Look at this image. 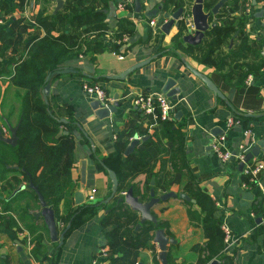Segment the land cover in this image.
Segmentation results:
<instances>
[{"label":"crops","instance_id":"0c3cea01","mask_svg":"<svg viewBox=\"0 0 264 264\" xmlns=\"http://www.w3.org/2000/svg\"><path fill=\"white\" fill-rule=\"evenodd\" d=\"M63 1L62 8L56 12V0H0V30H9L14 25L13 21L20 19L33 21L39 14L56 15L64 10L66 0ZM174 1L152 0L146 9L138 13L134 0L132 4L126 3V0H97L96 8L103 10V19L111 28L120 19H126L132 22L136 32L133 35L124 34V38L116 41L109 35L96 37L92 34L89 38L78 35L77 39L70 37V42L75 43V56L66 59L62 65L68 71L51 80L49 95L51 103L65 109L76 123L73 131L76 142L75 165L59 205L60 213L68 216L85 203L105 204L113 201L110 199L112 180L109 171L117 175L121 162L116 141L120 139L131 143L135 136L141 147L150 137L157 144L147 147L156 176L140 174L135 182L144 187L146 179L150 177L152 189L157 181L159 192L156 196L169 191L188 194L185 191L186 177L172 170L175 158L173 142L164 133L162 122L156 115H145L134 103L138 94L163 93L166 82L173 79L180 93L176 100L170 98L174 105L171 121L174 122V128L181 129L186 135V158L201 189L215 201V216L222 226L232 231V240L225 244L224 254L237 264H264V170L258 176L257 186L245 189L242 187L244 177L239 171L240 162L234 159L229 163H221L211 148L213 137L225 135V147L235 154L247 128L253 130L256 142L264 138V66L250 73L243 85H237L245 69L261 62L256 54L248 53L226 66L222 72L200 62L186 48L196 49L206 39V35L200 44L188 45L184 43L182 33L179 40L175 39L179 28L173 26L169 33H164L161 26L165 21H159L157 17L148 18L144 14L162 5L164 9L161 14L164 11L173 13L183 7L184 16L191 17L190 9L195 0ZM248 3L250 12L247 11V4L245 12L241 9L230 12L236 2L228 0L219 11L225 8L227 15L217 19L218 13L210 22L215 25H233L239 29L245 27L251 39L260 38L264 35V14L263 17L258 14L264 10V0H248ZM151 20L156 21L155 27L150 25ZM25 22L20 24L19 32L39 36L45 34L41 26H26ZM79 30L78 27L76 33ZM188 32H194V28L188 26ZM134 37L135 41L132 42ZM237 45L236 33L229 47L223 48L224 53ZM121 54L123 58H120ZM150 58H153L150 63L121 76L135 64ZM236 63L241 64L242 68H238ZM188 66L208 76L222 92L224 99L216 97ZM229 72H232V76L226 78L225 74ZM86 82L102 84L110 97V104L114 103V97L118 95L116 112H111L108 117H99L92 107L93 99L83 90ZM24 93L25 90L12 85L8 76L0 75V133L5 137L11 136L9 127L20 122L21 96ZM68 115L61 118L60 122L62 119L66 120L62 123L68 122ZM230 118L246 120L247 123L228 127L227 120ZM213 131L219 135L214 136ZM124 157H127L125 152ZM259 161L264 163V150L250 160L253 163ZM16 167L0 182V208L5 212L0 213V264H37L38 258L46 256L52 258L53 264H114L111 250L108 256H100L103 247L109 248L106 235L110 227L103 223L107 212L103 206L98 207L91 217L79 223L67 235L64 234L62 244L60 240L51 239L44 218H36L35 214L41 210L39 200L24 197L13 202L11 209L5 211V201L30 189ZM22 186L26 187L15 193ZM81 199L83 202L78 204ZM152 211L159 221L167 222L168 227L163 229L166 236L173 240L167 245V262L163 263L159 257L160 247L154 242V231L150 244L141 250L136 264H203L194 250L197 244L206 241L202 219L196 215L200 211L197 201L170 198L155 204ZM11 217L17 221V225L13 224ZM22 228L25 233L21 232ZM58 230L60 237L65 230L59 227ZM35 247L42 249L38 258L33 253Z\"/></svg>","mask_w":264,"mask_h":264},{"label":"trees","instance_id":"16d2710c","mask_svg":"<svg viewBox=\"0 0 264 264\" xmlns=\"http://www.w3.org/2000/svg\"><path fill=\"white\" fill-rule=\"evenodd\" d=\"M97 0H66L63 11L56 15L44 16L39 14L33 21L20 19L13 21L9 30H0V75L8 76L12 85L25 90L21 96L20 122L17 130V144L15 146L0 141V182L6 179L7 174L14 166H17L24 177L27 185L32 182L38 187L49 207L55 214L58 227L63 231L67 226L65 235L73 230L79 223L91 217L98 207L107 210L103 223L110 227L107 231V244L112 252L114 264H136L142 249L150 244L153 232L158 228H167V222L159 221L158 225L146 221L139 227L141 216L132 209L125 201H119L123 191L133 190L134 196L140 201L146 202L151 199L150 177L146 184L141 187L135 179L140 174L156 176L151 163V155L147 147L157 145L153 137H150L142 147L138 145L135 150L124 157V152L130 142L116 141L120 166L117 172L118 187L113 201L108 203H85L75 208L68 216L60 213L59 205L70 181L71 170L74 167L75 137L73 131L76 123L65 109L44 101L43 88L48 74L63 69L66 59L75 56V43L70 42V37L76 38L84 35L89 38L92 34L101 37L111 33L113 40L124 38V34L133 35L135 26L126 19H120L115 27H110L103 19V10L96 8ZM219 0H205L204 8L209 11ZM172 2H175L172 0ZM236 4L230 9H241L245 12L248 0H235ZM238 2V3H237ZM4 3L2 2L1 6ZM227 15L225 8L217 15V19ZM26 21V26H41L45 34L42 36L34 33L23 34L19 32L20 24ZM79 27L78 32L76 29ZM264 32V27H262ZM57 31V32H56ZM182 29L179 30L176 40L181 37ZM237 33L238 45L224 53V47H229L230 40ZM89 34V35H88ZM264 34V33H263ZM251 34L245 27L233 25H215L206 34V39L196 49L186 48V51L195 54L202 63L215 67L222 72L226 66L234 61L245 57L248 53L256 54L261 62L254 67L244 70L237 81V85H243L250 73L260 70L264 66L262 48L264 35L260 38L251 39ZM77 39V38H76ZM261 41V43H258ZM100 43V42H99ZM114 47L117 49L116 43ZM118 52V49L116 50ZM9 53H12L11 55ZM3 60H7L6 63ZM236 66L242 68L241 64ZM232 72L225 74L231 77ZM97 83V82H92ZM68 122H60L61 118ZM161 121V120H160ZM166 136L173 142L172 170L181 172L187 179L185 191L194 197L200 211L196 214L202 219V228L205 236L204 244H197L199 259L203 264H237L236 261L224 254L225 232L222 224L215 216L216 203L210 195L205 193L199 186L196 175L193 173L186 158V135L179 129L174 128L173 121H161ZM246 125V120H242ZM68 131V133H64ZM156 181L155 192H159ZM11 195V194H10ZM111 196V194H110ZM24 197L38 201V196L33 189L19 192L10 201H5L4 210L9 211L12 203ZM2 202L0 201V204ZM153 212V211H152ZM155 215V213L153 212ZM156 216V215H155ZM157 217V216H156ZM12 218V217H11ZM13 224L17 221L12 218ZM20 229V228H19ZM40 248H33L34 255L38 258ZM48 260L53 264L52 258L46 256L39 262Z\"/></svg>","mask_w":264,"mask_h":264},{"label":"water","instance_id":"95a60500","mask_svg":"<svg viewBox=\"0 0 264 264\" xmlns=\"http://www.w3.org/2000/svg\"><path fill=\"white\" fill-rule=\"evenodd\" d=\"M57 1V7H56V12L62 8L63 6V0H56ZM150 1L152 0H134V6L135 10L138 13H141L146 7L150 4ZM204 1L205 0H195L194 4L192 5L190 9V16H184V8L180 7L173 13H170L169 11H164L161 14V11L164 9L162 5H159L157 8H154L153 10H147L144 14L148 18L152 17H157L159 21H165L164 24L161 26V30L164 33H169L170 29L175 26L176 28L182 29V39L184 43L188 45H198L200 44L207 32L215 26L214 23H211L210 20L211 18L218 14L220 9L224 6V4L228 0H219L211 10L205 11L204 8ZM160 13V14H159ZM264 10H261L260 13L258 14L259 17H263ZM188 26H192L194 28V32H188ZM139 36V34H137ZM136 36V37H137ZM132 42L135 41V37L131 40ZM154 58V57H153ZM153 58H150L144 62L135 64L128 70H126L121 76H125L128 73L143 67L144 65L148 64L151 62ZM189 70L195 74L198 78H200L206 86L211 90L216 97H220L224 99V95L222 92L219 90V88L216 86V84L205 74L199 72L198 70L188 66ZM68 70L66 69H60L57 71H54L50 74L47 75L46 77V84L43 88V98L45 102H48V95L50 94L51 90V80L53 77H56L60 74L66 73ZM163 93L172 100L177 99V94L180 93V89L176 87V82L173 79H169L164 88H163ZM119 98L118 95L114 97V103L109 104L108 106H104L97 100H93L92 107L95 110L96 114L101 117H108L111 112H116L117 107L119 106V102L117 101ZM66 120L62 119L61 122H65ZM19 123L16 126H10V132L11 136L10 137H5L3 136L2 133H0V141L6 142L10 145L15 146L17 144V130H18ZM222 133V130L220 131ZM214 136H217L219 134H216L214 131L212 132ZM139 144V140L137 136L134 137V139L131 141L129 146L127 147L125 151V155L128 156L131 154L136 146ZM264 150V138L261 140H258L252 150L248 152L244 158L243 161L239 163V171L242 172L244 164L248 163L253 157L258 156L260 152ZM18 168V167H16ZM110 178L112 180V192L110 199H112L116 192H117V187H118V177L116 173L112 170L109 171ZM152 184L154 185L155 182L154 180L152 181ZM26 186H22L18 190H16L15 193L20 191L22 188H25ZM30 189H33L37 196L38 200L41 205V210L35 214L36 218L43 217L44 221L49 229L51 239L53 241H58L60 240L61 244L63 243V237L66 232V230L70 227V224L67 226L66 230L60 235L59 237V230H58V224L55 219V214L54 211L51 207L48 206L46 200L44 199L43 195L39 192V189L37 186H35L32 182H30L27 186ZM78 196V194H77ZM179 197L182 198L186 201H191V202H196V199L191 198L188 194L180 192H174V191H169L165 192L164 194L160 196H156L155 189H151V199L146 202L140 201L136 196H134L133 190L129 189L124 197H122L119 201H125L127 204L131 206L132 209L136 210L139 212L141 216V221L138 227L146 222L150 221L153 222L154 224L158 225L159 220L158 218L153 214L152 208L155 204L168 200L170 198H175ZM82 199L78 201V204L82 203ZM170 238L166 236V232L163 228H158L154 232V242H156L159 247H160V254L159 257L163 263H166L167 260V245L169 242H172ZM218 261H214L211 264H217Z\"/></svg>","mask_w":264,"mask_h":264},{"label":"built area","instance_id":"2783aa9c","mask_svg":"<svg viewBox=\"0 0 264 264\" xmlns=\"http://www.w3.org/2000/svg\"><path fill=\"white\" fill-rule=\"evenodd\" d=\"M133 0H126V3L132 4ZM247 11L250 12L249 3H247ZM2 22V21H0ZM150 25L156 26V21L151 20ZM107 36L111 37V33H107ZM120 58H123L122 54ZM250 81V80H249ZM83 90L85 94L93 100L99 101L104 106H108L110 102V97L105 89V87L100 83H89L86 82L83 84ZM134 103L137 108L141 110L145 115H156L161 121H171L173 119V109L174 105L169 97H167L162 92H148L145 94H138ZM242 124V120L236 118H230L227 120V126L231 127L233 125ZM226 140V136L222 135L219 137H213L211 142V148L213 152L218 157L221 163H229L232 160H237L241 162L244 160L246 154L252 150L254 145L256 144V138L254 132L251 128L245 129L243 141L239 146V150L233 154L230 150H228L224 143ZM264 170V163L259 161L256 163L248 162L244 164L242 174L244 177V181L242 183V187L245 189H249L251 187L257 186V180L259 174ZM264 191V189H263ZM126 191L121 193V196L124 197L126 195ZM92 198V197H91ZM0 213H5L0 208ZM264 222V219H263ZM222 229L225 232L224 242L225 244L230 243L232 240V231L227 226H222ZM22 233H25V230L21 229ZM110 249L108 247H103L100 251V256L106 257L109 255ZM37 264H50L48 260H44L42 262H37Z\"/></svg>","mask_w":264,"mask_h":264},{"label":"rangeland","instance_id":"374dc122","mask_svg":"<svg viewBox=\"0 0 264 264\" xmlns=\"http://www.w3.org/2000/svg\"><path fill=\"white\" fill-rule=\"evenodd\" d=\"M89 35V34H88Z\"/></svg>","mask_w":264,"mask_h":264}]
</instances>
